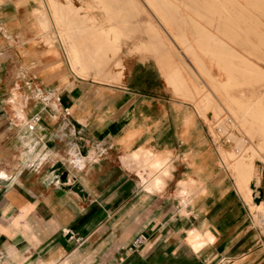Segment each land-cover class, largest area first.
I'll list each match as a JSON object with an SVG mask.
<instances>
[{
    "label": "crops",
    "instance_id": "crops-1",
    "mask_svg": "<svg viewBox=\"0 0 264 264\" xmlns=\"http://www.w3.org/2000/svg\"><path fill=\"white\" fill-rule=\"evenodd\" d=\"M41 6L0 0V264H264L195 109L139 60L74 72L36 40Z\"/></svg>",
    "mask_w": 264,
    "mask_h": 264
},
{
    "label": "rangeland",
    "instance_id": "rangeland-1",
    "mask_svg": "<svg viewBox=\"0 0 264 264\" xmlns=\"http://www.w3.org/2000/svg\"><path fill=\"white\" fill-rule=\"evenodd\" d=\"M53 1L63 37L43 7L36 40L48 46L50 35L74 72L99 81L122 83L131 61L145 62L163 93L199 115L264 245L250 200L264 208V0Z\"/></svg>",
    "mask_w": 264,
    "mask_h": 264
},
{
    "label": "bare ground",
    "instance_id": "bare-ground-1",
    "mask_svg": "<svg viewBox=\"0 0 264 264\" xmlns=\"http://www.w3.org/2000/svg\"><path fill=\"white\" fill-rule=\"evenodd\" d=\"M131 1V0H130ZM41 6L42 8L44 7V10H45V13L48 14V16L50 17V20H51V24L53 26V29L50 30V32H55L57 33L60 37H63V30L65 28H59V27H56V25L54 24L53 22V17L54 19H58V20H62L63 21V16L60 14L61 11L59 10V8L56 6V3H54L53 0H42L41 1ZM42 10V9H41ZM41 10H39L41 12ZM37 11V10H36ZM33 13V12H32ZM35 14V13H34ZM156 18V17H155ZM98 21V20H97ZM96 26V25H95ZM102 26V25H100ZM94 28V27H93ZM96 28V27H95ZM37 37H41V34H38L36 35ZM35 37V38H37ZM47 39V45H51V42L48 41L51 39V36L49 35ZM56 39V38H55ZM54 39V40H55ZM60 39V38H59ZM52 40V39H51ZM53 43V42H52ZM182 58V57H181ZM74 63V62H73ZM76 69V68H75ZM78 72V71H76ZM80 72V71H79ZM199 111V110H198ZM146 149V148H145ZM142 150V149H141ZM144 150V149H143ZM142 150V151H143ZM151 150V149H150ZM134 153V152H133ZM140 153V152H139ZM142 153V152H141ZM156 154V153H155ZM154 154V155H155ZM144 155V154H143ZM142 156V154H141ZM149 156V155H148ZM247 157V156H246ZM138 160V159H136ZM144 161V160H143ZM143 171V170H142ZM144 172V171H143ZM142 173V172H141ZM165 173V172H164ZM256 173V172H255ZM256 175V174H255ZM257 176V175H256ZM145 178V177H144ZM259 178V177H258ZM194 181V180H193ZM162 182V181H161ZM164 182V181H163ZM250 200H251V211H252V214L254 215V217L257 219H263V216H264V208H263V204H256L254 202H252L253 200V195L250 196Z\"/></svg>",
    "mask_w": 264,
    "mask_h": 264
},
{
    "label": "built area",
    "instance_id": "built-area-1",
    "mask_svg": "<svg viewBox=\"0 0 264 264\" xmlns=\"http://www.w3.org/2000/svg\"><path fill=\"white\" fill-rule=\"evenodd\" d=\"M65 112L68 113V112H67V109H65ZM39 119H40L39 115H38V114H34V115L30 118L29 122L27 123V128H28V130H33L34 127H35V125H36L37 122L39 121ZM144 241H145V238H144L142 235H139L138 237H136V238L132 241V243H131V245H130V247H129V250H131V251H135L137 248H139V246H140Z\"/></svg>",
    "mask_w": 264,
    "mask_h": 264
}]
</instances>
